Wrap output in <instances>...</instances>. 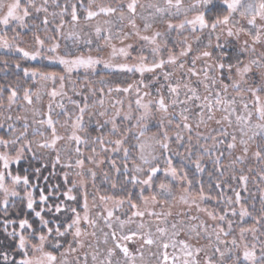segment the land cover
<instances>
[{
	"label": "snow or ice",
	"instance_id": "6c2138e0",
	"mask_svg": "<svg viewBox=\"0 0 264 264\" xmlns=\"http://www.w3.org/2000/svg\"><path fill=\"white\" fill-rule=\"evenodd\" d=\"M0 65V264H264V0H0Z\"/></svg>",
	"mask_w": 264,
	"mask_h": 264
},
{
	"label": "rangeland",
	"instance_id": "374dc122",
	"mask_svg": "<svg viewBox=\"0 0 264 264\" xmlns=\"http://www.w3.org/2000/svg\"><path fill=\"white\" fill-rule=\"evenodd\" d=\"M61 2H63V0H61ZM50 10H52V9L50 8ZM41 34H42V33H41ZM11 36H12V34H11V32H9V38H11ZM30 38H31V37H30ZM25 40H26V42H27L25 46H28V45L31 44V40H30V42H28L29 39H27V38H25ZM62 43H63V42H62ZM32 62L42 63V64H44V65H47V63H48L47 61H32ZM124 78H125V77H124ZM125 79L127 80L128 83H130V82H132L133 79H136V77H132L131 74H129V76L126 77ZM125 79H123V80H125ZM125 86H126V85H125ZM70 94H71V93H70ZM76 98H77V97H76ZM117 98H119V97H117ZM77 99H78V98H77ZM44 102H45V105H46V103H47V97L44 98ZM125 107H127V100H125ZM61 120H63V117H61ZM61 131H62V130H61ZM106 168H107V167H106ZM97 183L100 185V188H101V194H111V193H109V190H107V188H106V186H110V185L104 184L103 181H102V177H101L100 179H98ZM103 187H104V188H103ZM249 188H250V191H251V192H255V193H256V196H259V192H258V190H257V188H256V186H255L254 184L250 183V184H249ZM89 199H90V202H91V197H90ZM255 203H256V207H257V209H259V207H260L259 198L256 199ZM212 206H214V205H212ZM249 223H251V222L249 221ZM245 226H247V225H245Z\"/></svg>",
	"mask_w": 264,
	"mask_h": 264
},
{
	"label": "trees",
	"instance_id": "16d2710c",
	"mask_svg": "<svg viewBox=\"0 0 264 264\" xmlns=\"http://www.w3.org/2000/svg\"><path fill=\"white\" fill-rule=\"evenodd\" d=\"M12 34V33H11ZM31 35L29 34V36H27V37H25V38H27V39H29V41L28 42H30V40H31ZM24 66H30V67H41L42 68V70H51V67H44V66H46V65H44V64H42V63H36V62H22V67H24ZM0 67H2V65H0ZM58 70V69H57ZM21 75H22V73H21ZM75 78V77H74ZM120 80H123V79H125L124 77H121V78H119ZM6 81L4 80V73L3 72H0V83H5ZM8 82H15V77L14 76H12V75H9V77H8ZM6 95V94H5ZM78 99H79V97H77ZM107 167V165H105V168ZM131 187V186H130ZM104 188V187H103ZM106 188H107V190H109V193H111L110 192V186H106ZM136 191H138V189H135L134 190V193L136 192ZM117 195H125V194H123V193H116ZM147 194V193H146ZM257 198L256 199H258V197L259 196H256ZM210 206H212V205H210Z\"/></svg>",
	"mask_w": 264,
	"mask_h": 264
}]
</instances>
